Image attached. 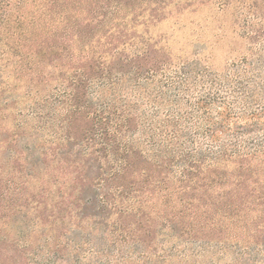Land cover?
<instances>
[{
  "label": "trees",
  "instance_id": "obj_1",
  "mask_svg": "<svg viewBox=\"0 0 264 264\" xmlns=\"http://www.w3.org/2000/svg\"><path fill=\"white\" fill-rule=\"evenodd\" d=\"M0 264H264V0H0Z\"/></svg>",
  "mask_w": 264,
  "mask_h": 264
},
{
  "label": "rangeland",
  "instance_id": "obj_2",
  "mask_svg": "<svg viewBox=\"0 0 264 264\" xmlns=\"http://www.w3.org/2000/svg\"><path fill=\"white\" fill-rule=\"evenodd\" d=\"M178 20L175 23L171 19L155 29L156 33L171 36L170 44L174 52L183 50L188 53L191 40L199 38L207 48L213 44L217 50L211 61L213 69L222 70L233 58L228 52L239 44L229 13L220 14L217 8L207 6L192 13L185 12Z\"/></svg>",
  "mask_w": 264,
  "mask_h": 264
}]
</instances>
